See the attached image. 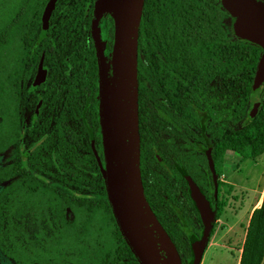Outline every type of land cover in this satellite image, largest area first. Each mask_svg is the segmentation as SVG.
Here are the masks:
<instances>
[{
  "label": "trees",
  "instance_id": "obj_1",
  "mask_svg": "<svg viewBox=\"0 0 264 264\" xmlns=\"http://www.w3.org/2000/svg\"><path fill=\"white\" fill-rule=\"evenodd\" d=\"M94 1L58 0L52 17L55 12L70 7L80 19L76 38L70 31L64 32L66 40H76L64 57L66 62L67 58L70 63L73 58L79 62L76 74L83 103L80 126L92 151L94 138L103 161L97 106L98 65L90 29ZM52 26L51 23L50 35L54 38L57 30ZM100 28L108 53L114 32L113 18L109 14L101 18ZM41 40L38 34L37 41ZM52 50L54 55L56 45ZM262 52L259 44L234 35L231 15L221 0H145L138 44L142 181L152 211L178 248L183 264H193L192 244L203 232L186 176L199 184L213 206L215 187L206 155L208 146L212 149L217 174L220 148L238 152L242 160L264 153V127L249 130L264 111V82L259 87L253 84ZM66 74L72 72L68 70ZM20 82L22 86L29 85L23 79ZM215 98L228 100V115L218 112L220 103ZM257 100V115L250 118L248 112ZM161 111L173 120H165L163 124ZM18 117V113L0 114V153L3 145L11 140L9 119L17 122ZM21 127L19 123L16 130L21 131ZM13 129L15 131L14 126ZM32 135L26 134L25 139ZM16 153L17 162L11 169L32 178L30 185L26 177L21 179L28 192L39 197L37 203L43 205L45 213L49 209L48 215L60 227L72 224L67 214L72 207L77 223L70 227L71 234L82 233L88 248L97 240L109 243L111 236L118 239V244L112 248V262L107 261L106 252L97 264H140L116 223L94 151L95 169L84 170L91 175V181L73 180L86 189L83 192L67 187L69 175L63 172L59 161L52 160L48 164L38 152H29V146L26 151ZM194 154V166H190V160L184 159V155ZM24 155L28 157L26 160ZM9 169L6 176L14 172ZM62 182H66L65 186ZM219 204L218 199V209ZM63 241L67 244L65 239ZM65 246L59 250H67ZM6 251L21 262L20 254ZM50 253L56 255L52 249ZM240 264H264V198L252 214Z\"/></svg>",
  "mask_w": 264,
  "mask_h": 264
},
{
  "label": "rangeland",
  "instance_id": "obj_2",
  "mask_svg": "<svg viewBox=\"0 0 264 264\" xmlns=\"http://www.w3.org/2000/svg\"><path fill=\"white\" fill-rule=\"evenodd\" d=\"M33 2V0H0V47L1 45L8 46L14 38V33L16 36L15 42L21 41L26 45L30 38L33 39L34 35L37 36L39 34L38 32L34 34V32L31 33L27 30L30 27L32 28L30 21L34 20L28 17ZM51 18V23L54 25L52 28L55 27L57 31L54 38L51 37V40L54 39V43H56L55 53L54 55L48 54L53 60L51 74L48 79V90L57 94L58 97L61 95V84L58 83L56 85L57 76H60V79H62L63 70L68 69L72 74L68 78L70 81L66 97L69 98L70 95L73 97V85H76L79 80L76 74L79 62L73 58V61L67 64L64 56L76 44V40L71 42L66 40L64 32L68 30L76 38L80 19L70 7L55 12ZM24 51L25 49L22 48V52ZM33 52L34 55L31 58L34 59V64L32 68L35 71L42 51L35 48ZM110 58L111 53L108 54L109 69ZM28 62L27 67H22L19 81L16 80V71L12 69L6 70L8 81L5 78L4 95H6V100L10 101V105H6L7 111L3 113H18L19 119L17 122L9 119V133H7L11 135V140L6 145H3L4 149L0 153V263L97 264V260H102L106 252L107 261L111 263L112 248L118 244L117 238L111 236L109 243H101L97 240L94 244L90 243V247L88 248L86 240L82 238V233H78V235L76 233L71 234L72 230L70 227L74 223H77V214L75 216L73 208L70 207L69 211L71 212L67 213L72 224L60 227L59 223L48 215L49 209L45 213L43 205L40 206L37 203L39 197L31 195L28 192L27 185L21 179L26 177L28 179L26 183L30 185V183H33L32 178L23 172H16L14 169H11L16 161V151L18 150L19 152L18 141L21 140V137L23 138L22 132L16 130V126L19 123L20 125L22 124L23 117L30 116L29 118H33V112L38 103L37 101L29 102L23 97L24 90L33 80L34 71L30 70L31 67ZM21 79L29 85L22 86ZM13 81L16 87L12 89L11 84ZM1 84L2 77L0 75V94ZM18 88L20 92H18ZM14 99L15 103L13 104L12 101ZM215 101L220 103L218 112L224 115L230 113L226 98L220 100L219 98H215ZM16 102H19L18 105ZM44 104L46 105V103ZM82 104L80 95V109ZM42 106L43 104L40 105L39 114L45 110V106ZM80 112L75 114V118L72 119L73 121L69 120L67 123V137L69 135L67 141L68 155L61 162L64 171L69 175V181H67L68 184L66 182H62L61 184L64 183V186L66 184L69 188L73 186L77 191L80 189L83 192L86 189H83L82 185L74 184L73 180L76 179L82 182L91 181V175L84 172V170L90 171L95 169L96 162L93 157V151L89 146V140L84 136L80 126ZM13 126L15 127V131H13ZM263 127L264 111L249 130L252 132ZM78 128L80 133H78ZM36 149V147H32L31 151L38 152ZM46 152H42V159L49 156ZM217 157V170H219L217 178L220 181L218 197L220 204L214 230L200 264H240L252 214L254 209L257 208L256 206L260 203L262 204L264 198V153L255 158L242 160L238 152L220 148ZM48 164L50 163L48 162ZM7 169L10 171L14 170L11 174L12 176H6ZM91 189L92 187L89 185L88 190L91 191ZM262 195L263 198H261ZM69 201L71 200L69 199ZM38 206L42 209L38 208ZM64 239L67 244L64 243ZM62 245H66L65 248L67 250L64 252L59 250ZM8 249L13 254H20L21 262H17L13 256L8 254L6 251ZM51 249L56 254L55 256L50 253Z\"/></svg>",
  "mask_w": 264,
  "mask_h": 264
},
{
  "label": "water",
  "instance_id": "obj_3",
  "mask_svg": "<svg viewBox=\"0 0 264 264\" xmlns=\"http://www.w3.org/2000/svg\"><path fill=\"white\" fill-rule=\"evenodd\" d=\"M56 1L48 0L44 8L42 35L48 30ZM144 3L145 0L94 1L91 36L98 65L97 106L104 164L95 148L94 138L92 146L101 166L110 208L126 243L140 264H161L149 232L150 217L158 219L146 196L141 172L138 44ZM221 3L231 15L234 35L263 48L253 80L254 86L259 87L264 82V79L258 80L260 68L264 73V2L221 0ZM105 14H109L114 23L110 69L100 30V21ZM45 75L46 68L41 60L33 85L40 84ZM258 109L259 102H255L248 112L249 117L255 118ZM206 155L217 197L218 179L210 146ZM187 181L203 223L202 236L192 244L193 264H200L212 235L217 211L212 208L198 183L192 177H188ZM167 236L173 246L168 251L165 264H183L178 248Z\"/></svg>",
  "mask_w": 264,
  "mask_h": 264
},
{
  "label": "flooded vegetation",
  "instance_id": "obj_4",
  "mask_svg": "<svg viewBox=\"0 0 264 264\" xmlns=\"http://www.w3.org/2000/svg\"><path fill=\"white\" fill-rule=\"evenodd\" d=\"M34 2L32 3V6L30 7L31 10H29V16L30 18L34 19L33 21H30V25L32 28H28L27 30L29 32H38L39 37L43 40L37 41V36L34 35L33 39L30 38V40L27 42L28 44L26 45L25 43L21 41L15 42L16 36L14 33V38L11 40V43L8 46L1 45L0 47V75L2 77V84H1V103H0V112H6V105H10V101L6 100V95H4V87H5V78H6V70H14L16 71V80L19 81V75L22 70V67H27V62L30 64L31 71H34V68H32V65L34 64V59L31 57L34 55V50L35 48H38V50H41V56L38 61L37 69L33 73V80L36 78L35 75L38 72L39 69V63L41 60H43V66L46 68V75L45 79L38 84L37 86L33 85V80L31 84L24 90L23 97L26 98L29 102L32 101H37V105L34 109V114L33 118H29L30 116L23 117L22 121V127H21V132L22 136L21 140L19 142V150L24 152L26 151L27 147L29 146V152H32V147H36L38 154L41 156V159L43 157L42 152L47 151L46 153L49 155L48 157L46 156L44 160L46 162H49L51 164V161L54 160L56 162H60L59 164H62L61 161L65 159V157L68 155V147H67V123L68 121H73L72 119L75 118V114L80 112V79L77 81L76 85H73V97L70 95V97H66L67 95V90H68V83H69V77L71 74H66L68 69L63 70V75L62 79H60V76H57V82L61 84V95L54 94L51 90H48L49 85H48V79L49 75L51 74V66L53 63V60L51 59L50 55L52 54V49L56 43L52 42L51 40V35H50V29H51V17L53 14V11L51 13L50 19H49V25H48V30L45 35H42V18H43V12L44 8L48 2V0H33ZM58 1V0H57ZM56 1V3H57ZM94 6V5H93ZM56 7V4H55ZM93 14V13H92ZM91 29V27H90ZM31 30V31H30ZM101 30V28H100ZM102 36V35H101ZM92 37V36H91ZM103 39V38H102ZM49 40V42H47ZM105 45V44H104ZM113 46V44H112ZM95 47V46H94ZM22 48L25 49V53L22 52ZM111 50L106 53L107 58L108 54L111 53ZM33 52V53H32ZM106 52V51H105ZM27 54V56H26ZM96 54V51H95ZM31 55V56H30ZM67 55V54H65ZM26 61V62H25ZM70 59L67 58V62H69ZM25 62V63H24ZM6 81H8V78H6ZM47 82V85H46ZM18 84V83H17ZM15 86L14 81L11 84V88L13 89ZM18 92L19 88H18ZM51 92V93H50ZM19 95V94H18ZM44 100V102H43ZM46 100V102H45ZM19 101V100H17ZM13 104L15 103L12 101ZM19 102H16L18 105ZM41 103V104H40ZM46 103V105L44 104ZM43 104L45 106V110L42 111L41 114H39L40 110V105ZM39 107L37 108V106ZM42 106V107H43ZM60 106V107H59ZM71 110V108H73ZM37 108V109H36ZM76 109V111H75ZM74 114V115H73ZM160 114L162 115V123L165 124V120L172 121L173 118L161 111ZM32 119V120H30ZM78 127V126H77ZM77 130V128H76ZM101 130V128H100ZM33 135L30 137V139L27 140L25 139L26 134H32ZM78 133H80V130L78 128ZM35 134H37L38 138H35ZM101 134V133H100ZM141 136V134H140ZM47 140H46V139ZM25 140V141H24ZM93 142V138H92ZM95 142V140H94ZM92 146V144H91ZM101 150H102V138H101V144H100ZM93 148V146H92ZM96 148V147H95ZM97 150V149H96ZM94 151V148H93ZM60 152V153H58ZM103 153V151H102ZM95 154V153H94ZM96 156V155H95ZM25 160L28 158L26 155H24ZM101 157V156H100ZM42 159V160H43ZM49 159V161H47ZM97 159V158H96ZM184 159H189L191 162L190 166H194V161H195V154L190 155L189 157L187 155H184ZM102 160V159H101ZM104 162V156H103V161ZM215 162V161H214ZM163 163V161L161 162ZM99 164V163H98ZM104 164V163H102ZM100 165V164H99ZM101 167V166H100ZM64 168V167H63ZM64 173L68 174L67 172L63 171ZM142 172V171H141ZM191 176H186V181L187 178ZM218 179V178H217ZM188 183V181H187ZM199 185V184H198ZM189 186V184H188ZM219 182H218V193L217 197H215V205H211L213 209H216L217 214H218V199H219ZM190 191V190H189ZM205 194V193H204ZM209 200V199H208ZM210 202V201H209ZM216 214V218H217Z\"/></svg>",
  "mask_w": 264,
  "mask_h": 264
},
{
  "label": "bare ground",
  "instance_id": "obj_5",
  "mask_svg": "<svg viewBox=\"0 0 264 264\" xmlns=\"http://www.w3.org/2000/svg\"><path fill=\"white\" fill-rule=\"evenodd\" d=\"M149 232L158 260L161 264H165L168 251L172 248L173 243L154 216L149 219Z\"/></svg>",
  "mask_w": 264,
  "mask_h": 264
},
{
  "label": "snow or ice",
  "instance_id": "obj_6",
  "mask_svg": "<svg viewBox=\"0 0 264 264\" xmlns=\"http://www.w3.org/2000/svg\"><path fill=\"white\" fill-rule=\"evenodd\" d=\"M264 79V73L261 72V68L258 71V80Z\"/></svg>",
  "mask_w": 264,
  "mask_h": 264
},
{
  "label": "crops",
  "instance_id": "obj_7",
  "mask_svg": "<svg viewBox=\"0 0 264 264\" xmlns=\"http://www.w3.org/2000/svg\"><path fill=\"white\" fill-rule=\"evenodd\" d=\"M261 198H263V195H262V197ZM262 202V201H261ZM261 204V203H260ZM260 204H258L256 207H259L260 206Z\"/></svg>",
  "mask_w": 264,
  "mask_h": 264
}]
</instances>
